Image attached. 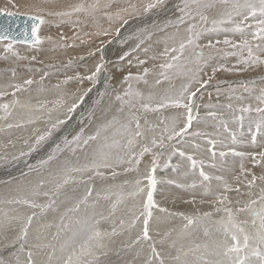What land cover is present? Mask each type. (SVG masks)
<instances>
[{"label": "snow or ice", "instance_id": "1", "mask_svg": "<svg viewBox=\"0 0 264 264\" xmlns=\"http://www.w3.org/2000/svg\"><path fill=\"white\" fill-rule=\"evenodd\" d=\"M164 0H150L143 6V11L147 13L151 9L163 5ZM111 6L109 3L101 5L100 0H94L92 3H79L71 8L70 11H57L47 12L49 16H56L60 18H70L73 13H84L85 15L95 16V13L103 7L108 9ZM45 8L41 5L35 6V14L28 15V19L33 21L31 25V42L39 45L42 43L38 32L40 26L46 21L44 16L41 15ZM137 11L135 4H129L126 8L117 10L114 14L105 12L109 20H123L126 24L128 21L124 19L121 13L131 14ZM180 15L174 20L169 21L163 28L158 31L165 32L163 43L165 44L163 52L160 56L164 58L163 62L158 65L159 72L156 73L154 84L150 86L155 88L164 83H168L169 87L164 88L162 91L149 90L147 95L137 89H133L132 81L143 82L149 85L147 79L151 70L147 67L143 69L142 73L133 75L129 72L123 77V83L128 86L123 92H117L114 99L119 102L120 107L117 108V113L122 114L113 116L112 119L105 121L99 125L95 132L85 136L84 129L81 128L80 132L72 137L71 140L65 138L63 147L57 144L52 150V153L46 159L39 160L36 166H29L31 170L37 173L34 180L28 181L26 184L18 185L15 191L18 193L17 197L0 201L6 204H16L32 209L30 214H23L16 212L15 215H9L7 211L3 212L2 219H0V232L7 233L10 229L15 231V225H18V233L12 241V246L19 244L17 253H13L15 257L14 264H103L101 256L107 255L108 237L117 234V226L114 224L111 232L102 231L99 227L101 220H108L116 211L117 206L127 198L135 199L137 196L145 192L142 187V179L147 180V193L146 199L142 204V210L137 215L132 209H129V219H120L118 227L123 230L125 228L131 230L136 227L137 222L143 218V227L140 233L132 241V245H140L143 242L151 240L149 225L152 220V209L157 205L153 199V192L157 185V179L154 175L158 166V161L162 155V151L155 152L154 149L164 150L166 147H171L173 153H177L181 157H186L190 162V171L195 172L199 169L200 180L197 182L193 180L192 183L184 185L177 184V187L195 189L198 186L203 188L205 196H214V199L208 201L213 205V211L196 213L195 215H185L179 213L184 221H186L179 229L178 236L180 238L192 237L196 231H203L205 237L203 242L195 243L193 246L185 248L181 246L176 249V255L169 254L167 260L158 251L155 244H150V253L144 264H264V150L259 152H244L236 151L230 144L224 142L223 133H227L230 138L231 144L237 143V136L235 132L230 131L228 121L222 115H218L217 111L213 109L223 108L233 113L234 121H243L248 114L256 113V119H250V132L254 125L255 131L251 132V143L256 144L257 133L264 132V88H260L259 94L255 96L258 102L256 107L251 105H242L234 108L232 103L226 105L220 104H206L205 108L208 109L203 118L199 117V112L194 114V108L198 110L199 105L196 104L197 94L209 85L210 81L215 77L219 71H245L249 66L264 65V0H181V6L178 7ZM209 13H215L211 18L209 27ZM0 14H5L9 17L15 16L16 13L7 10H0ZM63 22V20H62ZM122 26V25H121ZM171 27L175 31L167 33V29ZM118 34L120 28L115 29ZM141 32L145 30H140ZM246 31L250 34L251 39L246 35ZM239 34L238 41L225 38L222 41L216 39L213 41L211 34L228 33ZM23 34L27 37L28 29H23ZM107 30H101L95 35L107 36ZM87 35V34H86ZM152 33L147 34L140 38L139 34L137 39L139 42L130 51L142 50L145 53L149 51L148 48L141 49V45L145 40L151 39ZM202 38L206 39V43H201ZM12 37L9 35V28L7 26L0 28V41H10ZM49 40L52 37H48ZM73 39H79L74 36ZM60 40H65L64 36ZM81 43H85L81 39ZM224 47H220V45ZM59 47H71L60 43ZM228 49H231L229 51ZM5 51H12V43H7ZM100 51V49H97ZM247 53L244 55V53ZM15 55V53H13ZM94 55V53H89ZM130 52H125L120 57L124 60L129 56ZM237 57V63L245 65V68L237 69L235 65L232 68L225 67L223 64L212 67V75L204 79L206 75L204 69L208 67L216 57ZM19 59H26L27 57H18ZM157 57L153 56L151 59L155 60ZM35 60L36 57H31ZM80 59H84L83 56ZM137 59L138 65H144L146 60ZM132 64V61H128ZM72 64L69 59L68 65ZM47 67H54L48 65ZM103 55L101 61L95 65V70L90 75L81 77L79 74L75 77L77 80H90L96 82L97 77L101 71L104 70ZM40 71V69H37ZM15 75V72H13ZM47 76V72H45ZM43 79V77H41ZM73 77H68V80ZM180 80L181 83L177 87L173 82ZM264 80V78H262ZM67 83V80L63 81ZM35 83L31 78L23 81V85L15 84L11 87L15 92L24 89L25 85H32ZM194 85L198 87L193 89ZM59 87V84L56 85ZM90 91V89H89ZM245 92L252 94L253 89L249 87L244 88ZM15 92L13 95H15ZM87 93L85 92V95ZM222 93L217 91V97ZM7 95L6 92L0 91V96ZM105 93H101V96ZM210 95V94H209ZM83 95L80 100H83ZM227 98L240 100L239 96H235V90H230ZM56 105H62V100H57ZM20 104L19 100H14L12 105ZM21 107L28 109L29 118L26 123H33L38 116L33 117V111H43L44 104L31 105L24 103ZM77 107V103L71 104L67 108V112L71 113ZM182 109L176 116L168 117L167 119L161 118L160 124L163 125L157 132V126L150 123L146 118L141 123L140 113H157L161 109L166 108ZM10 105L8 103L0 104V110L5 113L0 116V120H7L11 115ZM127 109V112H125ZM49 113L53 109H47ZM203 119L205 121H213V126L217 128L216 133H207L202 131L190 132L193 121ZM182 121V126H178ZM65 121L57 119L51 124V127L44 133L37 135L35 143L29 148V151H35L36 145L45 141L52 134V130L56 129ZM7 128H20L23 123H7ZM223 129V133L219 129ZM186 135L193 137H200L206 140V151L211 154L212 162L208 165L211 168H216L217 164L215 159L217 155L223 160L226 156H238L243 161L250 159L251 162L261 166L262 172L259 176L246 169L241 163L240 173L234 179L237 184L244 183L249 189L248 199L241 202L236 201L239 207H229L231 203L227 195L230 191L239 192L240 189L233 188L222 175L212 176L204 171L205 161L197 160L193 155L180 151L172 143L183 140ZM11 143V141H9ZM24 143H28L27 140ZM217 146L223 149L217 153ZM194 148L198 149L200 145L194 144ZM83 152V162L77 156V152ZM69 152L71 156L76 157L75 162L66 158L61 160L60 154ZM145 154H151V167L148 169L147 174L141 179L137 178L134 181H123L120 185L115 187L120 189L116 192V200L111 203V210L108 216L102 213L95 212L96 201L89 204V198L92 196L93 187L92 181L99 177L105 179V172L102 170H110L111 178H116L119 173L116 171L121 165H128L124 168V172L138 171V165L141 158ZM20 155H26L21 152ZM55 164V167L46 171L48 166ZM188 173H185L187 175ZM250 176V179L247 177ZM241 177L245 179L242 180ZM215 180L218 182V187L223 191H215L211 182ZM257 181L261 182L260 192L253 198L251 189L256 186ZM168 183H176L169 180ZM87 185L85 194L76 200L71 206L64 209L59 216V223L53 224L52 222L41 224L35 230L33 241H29V233L32 229L33 222L42 217L47 211H57V200L60 196L66 195L65 189L68 185ZM125 187L130 190L124 192ZM105 195L103 199H108L111 194V188L104 190ZM97 197L100 193L97 192ZM40 198H44L45 202L41 203ZM191 202V201H190ZM205 201H201L204 203ZM82 206L83 209H82ZM91 209V211H89ZM39 210V211H35ZM161 212H166L167 209H159ZM83 215L76 216L72 214L81 213ZM224 213L219 219H213L215 214ZM241 214L245 217L241 219ZM99 216V218H97ZM53 227L56 228L55 232L49 230ZM170 233H165L164 238ZM7 237L5 236V239ZM164 240L161 241L163 243ZM132 245H129L131 247ZM175 248V241L169 245ZM27 252L26 258L21 260L18 253ZM139 255V253H138ZM43 257V259H35L34 257ZM0 264H5L0 260ZM8 264H13L9 261Z\"/></svg>", "mask_w": 264, "mask_h": 264}, {"label": "rangeland", "instance_id": "2", "mask_svg": "<svg viewBox=\"0 0 264 264\" xmlns=\"http://www.w3.org/2000/svg\"><path fill=\"white\" fill-rule=\"evenodd\" d=\"M13 1L15 0H0V10L12 11L16 14L27 16L35 14V7H32L34 10H21L15 7L16 5ZM41 1L43 4L48 5L69 0ZM71 2V5L75 6L79 3H92L94 0H71ZM148 2H150V0H111L110 8L104 9L101 7L95 13L94 17L85 15L84 13H73L70 18H60L47 15V12L52 11H44L41 15L44 16L46 22L40 26L38 32L42 41L41 44L25 46L10 41L0 42V91L7 93V95L0 96V104L8 103L11 113L7 120H0V174L4 173L0 175V201L17 197L18 193L15 191L17 186L26 184L28 181L34 180L37 176V173L31 170L29 166H36L39 160L46 159L57 144L63 147L65 138L71 140L73 136L80 132L81 128L84 129L83 134L87 136L95 132L99 125L112 119L113 116L121 115V118H123L122 114H118L116 111L120 105L119 102L115 101L114 97L117 92L122 93L128 86L122 81L123 77L129 72L136 75L142 73L145 67L151 70L147 77L149 85H145L143 82H131L133 89L140 90L145 95H147L149 90L162 91L164 88L169 87L168 83H164L155 88L150 87L154 84V80L156 79L155 74L159 72L158 65L164 60V58L160 56V53L163 52L161 49L164 44L158 47L154 54L152 51H154L155 46L163 42L161 38L165 32L158 31V29L163 28L168 21H174L180 15L178 7L181 6V0H164L163 5L145 13L143 11V6ZM100 3L103 5L104 3H109V0H100ZM129 4H135L137 11L131 14L121 13L124 19L128 21L126 24L123 23V20H116L114 15L112 20H109L105 15V12L114 14L117 10L128 7ZM214 15L215 13H209V27L211 26L210 20ZM165 18L168 19L164 20ZM161 21H164V23ZM116 28H120L119 34L116 33ZM101 30H107L109 34L107 36L95 35L96 32ZM140 30L145 31L141 32ZM173 31H175L174 28L169 27L167 29V33ZM147 32L152 33L151 39L145 40V43L141 45V49L148 48L149 51L147 53L142 50L130 51L139 42L137 39L138 34L140 38H143ZM211 35L214 42L216 39L222 41L226 37L234 41H238L241 38L239 34H233L231 32ZM246 35L251 39L247 31ZM61 36H64L65 40L61 41ZM74 36H78L79 39H73ZM48 37H52V39L49 40ZM81 39L84 40L85 43H81ZM206 42V39L202 38L201 43ZM7 43H12V51H5ZM60 43L72 46L59 47L58 45ZM220 47L224 46L221 44ZM97 49H100V51H97ZM117 50L120 52L119 57H114ZM228 50L231 51V49ZM125 52H130V55L125 57L124 60H121L120 57L123 56ZM13 53H15V55ZM89 53H94V55H89ZM244 54L246 55L247 53L245 52ZM101 55H103L105 67L104 70L99 73L96 82L87 79L82 81L75 79L77 74L81 77L90 75L91 72L95 70V65L101 61ZM33 56L36 57L35 60L31 59ZM81 56H83L84 59L81 60ZM153 56L157 58L155 60L151 59ZM18 57L27 58L19 59ZM137 57L146 60V63L144 65H138ZM69 59L72 60L71 65H68ZM237 59V57L232 56L216 57V59L204 69L206 75H204L203 78L207 79L208 76H211L212 67L218 66L219 64H223L228 68H232L234 65L237 69L245 68V65L237 63ZM129 60L132 61V64L128 63ZM48 65H53L54 67H47ZM37 69H40V71H37ZM13 72H15V75H13ZM45 72H47V76H45ZM117 74L119 78L116 79ZM41 77H43V79H41ZM68 77H73V79L68 80ZM29 78L35 81L33 85H25L24 89L18 92H15L14 88L11 87L15 84L23 85V81ZM262 78H264V65L249 66L245 71L217 72L209 85L201 89L197 94L195 102L199 105V108L198 110L194 108V114L198 111L199 117L203 118L208 110L205 108L206 104L226 105L232 103L234 108L242 105L256 107L258 102L255 96L259 94L260 88H264V80H262ZM65 80H67V83L63 82ZM117 82L118 84H116ZM173 83L179 87L181 81L176 80ZM57 84H59L58 88L56 87ZM196 87H198V85H194L192 90H195ZM245 87L253 89L252 94L245 92ZM233 89L235 90V96H239L242 99L237 100L233 98L229 100L227 98L229 91ZM218 90L222 93L219 98L217 97ZM14 92L15 95H13ZM85 92L87 93L86 95ZM101 93H105V95L101 96ZM81 95L84 97L83 100H80ZM58 99L63 101L62 105H56L55 102ZM14 100H19L20 104L13 106L12 102ZM24 103L45 105L43 111L32 112L31 115L33 117L38 116L39 119H36L31 124L26 123L29 118V111L21 107ZM73 103H77V107L74 111L68 113L67 108ZM49 108L53 109L51 113L47 111ZM213 110L217 111L218 115H222L223 118L228 121L230 131L235 132L237 136V143L232 145L228 134L223 133V129L220 128L219 131L223 133L225 143L230 144L236 151L259 152L264 150V132L257 133L256 144L251 143V132L255 131V127L253 125L250 132L249 117L251 119H256V113L248 114L241 125L240 122L234 121L231 111L223 108ZM182 111V109L170 107L161 109L157 113H140L141 123L143 124L146 118L150 123L157 126V132H159L160 128L163 127V125L160 124L161 118L167 119L168 117L178 115ZM125 112H127V109H125ZM4 115L5 113L3 110H0V116ZM57 119L64 120L65 122L56 129H53L51 136L36 145L35 151L30 152L29 148L35 143L36 136L47 131L51 127V124ZM21 122L23 126L20 128L14 127L9 129L5 126L7 123L16 124ZM213 123L214 122L210 119L207 121L203 119L194 120L190 132L202 131L214 134L217 132V128L213 126ZM178 126H182V121ZM25 140L28 141L27 144L24 143ZM9 141H11V143H9ZM172 143L180 151L193 155L197 160H204V171L209 175L216 176L214 172L222 174L224 178L227 177L226 175H232L230 176L232 179H228V182L231 184L235 181L234 177L240 173L239 169L241 163H243L246 169L257 176L262 172L259 164L254 165L248 159L242 161L240 157L232 155L226 156L223 160L217 155L215 159L217 167H209L208 165L212 162L211 154L206 151V140L200 137L186 135L183 140H179L178 138V142L173 141ZM194 144H198L200 147L196 149L193 147ZM221 150L226 149L217 146V153ZM153 151H162V155L159 158L158 166L154 173L157 179V185L153 192V199L157 207L152 209L153 216L149 225L150 241L143 242L140 245H132V241L143 227L142 217L141 220L137 222L136 227L131 230L127 228L121 230L118 227V223L120 219H125V221L129 219V209H132L137 215L142 210V204L144 199H146L147 193V180L142 178L151 167L152 155L145 154V156L141 158V162L137 166L139 169L138 171L125 173L124 168L128 167V165H121L116 169L119 173L116 178H111L110 170L105 169L102 170L105 172V179L97 177L92 181L94 190L92 196L89 198V204L96 201L95 212L97 214L102 213L104 216H108L111 210V203L117 198L115 193L120 191V189L111 186L120 185L125 180L134 181L137 178H141V186L145 188V192L135 199L127 198L120 203L115 213L108 220H101L99 227L102 231L111 232L114 224L117 226V234L108 237L106 240L108 245L107 255L101 256L100 258L103 264H144V261L150 253V244H155L157 250L161 251L162 255L167 260L169 254L176 255L177 248L181 246L187 248L193 246L195 243L203 242L205 239L202 229L196 231V234L192 237L180 238L178 236L179 229L186 222L182 216L178 215L179 213L195 215L198 212L213 211V205L208 201L214 199V196H205L202 187L198 186L195 189H187L176 186L177 184H190L193 180L198 182L200 180L199 169H196L195 172H191L190 162L186 157H181L178 152L173 153L171 147H166L164 150L157 148ZM21 152L26 153V155H20ZM76 155L79 156L81 162H83L84 153L78 151ZM66 158H70L74 162L76 160V157L71 156L69 152L60 154L61 160ZM236 163L239 165L237 164V166ZM220 166L225 172L218 171L221 170L219 168ZM54 167L55 164L49 165L48 169L41 174H46V171ZM228 171L230 172L228 173ZM235 171H238V173ZM185 173L188 174L185 175ZM250 178V176L247 177V179ZM169 180L175 181L176 183L170 184L168 183ZM211 184L215 191H223L222 188L220 189V187L217 186L215 180H213ZM238 185L240 189L239 192L230 191L227 193L231 201V203L228 204L229 207H239L240 205L236 204L237 200L243 202L248 199L249 189L244 183ZM86 187L87 185L83 184L66 186V195L60 196L57 200V211L53 212L49 210L42 217L33 222L32 229L29 233V241L34 242L33 236L39 225L49 222L53 224L59 223L60 214L65 208L71 207L76 200L85 194ZM260 187L261 182L257 181L256 186L251 189L253 198L259 194ZM108 188H111V194L108 199H103L102 197L105 195L104 190ZM167 188H171L174 195L171 197V200L168 201L170 203L162 206L156 202L155 198L159 195V200L162 201L161 197L164 198L166 195L165 193V195H163L162 191L168 190ZM129 190V188L125 187L124 192L126 193ZM97 192L100 193L101 198L97 197ZM202 200L205 202L201 203ZM39 202H45L44 198H40ZM178 202L181 203V207L176 206ZM83 207L84 206H82V209ZM161 208L167 209V211L161 212L159 210ZM13 209L23 214H30L33 211L22 205L0 202V219H2L4 211H7L10 216L15 215L16 212H13ZM89 211H91V209H89ZM72 215H83V211ZM156 215L158 216L155 217ZM223 215L224 213L215 214L213 219H219L220 216ZM97 218H99V216H97ZM240 218L244 219L247 217L241 214ZM14 227L16 229L15 231L10 229L7 233L0 232V260L4 261L5 264H8L9 261H12L14 264L15 257L13 253H17L19 249V244L12 246V241L18 233V225L14 224ZM49 231L55 232L56 228L53 227ZM165 233H170L167 239L164 238ZM5 236L7 237L6 239ZM162 240H164L163 243H161ZM174 241L176 247H169ZM129 245L132 246L129 247ZM18 254L21 260H24L27 252L25 250V252ZM34 258L43 259L42 256Z\"/></svg>", "mask_w": 264, "mask_h": 264}, {"label": "bare ground", "instance_id": "3", "mask_svg": "<svg viewBox=\"0 0 264 264\" xmlns=\"http://www.w3.org/2000/svg\"><path fill=\"white\" fill-rule=\"evenodd\" d=\"M33 0H15V1H13V3L16 5L15 7H17V8H19V9H21V10H34L32 7H35L36 5H41V6H43L44 8H45V11H52V12H54V11H69V10H71V8L73 7L72 5H71V0H69V1H62V2H58V3H51V4H43L42 3V1L41 0H35V1H33ZM45 2H46V0H45ZM72 6V7H71ZM67 9H69V10H67ZM168 18H165L164 20H167ZM161 22H163L164 23V21H161ZM160 22V23H161ZM169 22V21H168ZM54 23V22H53ZM163 23H162V25H163ZM119 34V33H118ZM165 34L166 33H164L163 34V36H162V38L161 39H163V37L165 36ZM158 38V37H157ZM164 43L162 42L161 44H159V45H157V46H155L154 47V51H152L153 52V54L155 53V51H156V49L158 48V47H160L161 45H163ZM164 47H165V44H164V46L162 47V49H161V51L162 50H164ZM39 49V48H38ZM114 50V49H113ZM41 52V51H40ZM124 52V51H123ZM101 53V52H100ZM122 53V52H121ZM119 54H120V52H119V50H117L116 51V54H115V56L114 57H119ZM105 55V54H104ZM245 55V54H244ZM106 58V57H105ZM108 58V57H107ZM150 62V61H149ZM23 72V71H22ZM107 72V71H106ZM20 73H21V71H20ZM37 76V75H36ZM117 78H119L118 77V74L116 75V79ZM34 79V78H33ZM116 84H118V82L116 83ZM175 84V83H174ZM33 85V84H32ZM62 110V109H61ZM46 121V120H45ZM260 138V137H259ZM258 138V139H259ZM246 140V139H245ZM245 142V141H244ZM247 160V159H246ZM250 162H251V160L250 159H248ZM227 162V161H226ZM228 162H230V161H228ZM237 162V161H236ZM238 163H236V165H237ZM235 165V164H234ZM239 165V164H238ZM237 165V166H238ZM225 167V166H224ZM220 169L222 168L221 166L219 167ZM236 168V167H235ZM12 170V169H11ZM14 170V169H13ZM236 170V169H235ZM240 170V169H239ZM219 172H222V171H224V169H221V170H218ZM227 171V170H226ZM231 171V170H230ZM230 171H228V173L230 172ZM225 172V171H224ZM223 172V173H224ZM236 172V171H235ZM2 173V172H1ZM236 173H238V171L236 172ZM4 173H2V174H0V175H3ZM7 174V173H6ZM214 174L215 175H222V174H220V173H218V172H214ZM232 174V173H231ZM238 175V174H237ZM223 176V175H222ZM227 177L225 178L227 181H228V179H232L230 176H232V175H230V176H228V175H226ZM241 178H243V177H241ZM245 178H243L242 180H244ZM160 180V179H159ZM231 181V180H230ZM216 184H217V186H218V182L216 181ZM231 184V183H230ZM243 184V183H242ZM232 185H233V187H238L239 185L234 181L233 183H232ZM168 190H164V191H162V193H163V195H165V197L164 198H162L161 197V200L162 201H160L159 200V195L158 196H156V198H155V200H156V202H158L159 204H161L162 206H165V205H167L168 203H170V202H168L169 200H171V197L174 195L173 193H172V189L171 188H167ZM221 189V188H220ZM222 191V190H221ZM165 193V194H164ZM161 195V194H160ZM232 195H233V193H232ZM174 202V201H173ZM179 205V206H178ZM176 206L177 207H181V203L180 202H178V203H176ZM158 215H156L155 217H157Z\"/></svg>", "mask_w": 264, "mask_h": 264}, {"label": "water", "instance_id": "4", "mask_svg": "<svg viewBox=\"0 0 264 264\" xmlns=\"http://www.w3.org/2000/svg\"><path fill=\"white\" fill-rule=\"evenodd\" d=\"M33 21L28 19L27 15L16 14L9 17L5 14H0V28L7 26L9 28V35L12 37L10 42L20 45L29 46L31 42V25ZM27 27V37L23 34V29ZM3 42V41H0Z\"/></svg>", "mask_w": 264, "mask_h": 264}]
</instances>
